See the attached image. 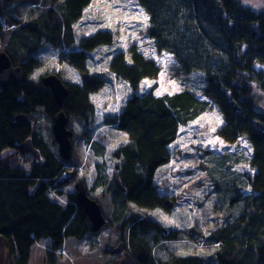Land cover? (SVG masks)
<instances>
[{
  "label": "trees",
  "instance_id": "16d2710c",
  "mask_svg": "<svg viewBox=\"0 0 264 264\" xmlns=\"http://www.w3.org/2000/svg\"><path fill=\"white\" fill-rule=\"evenodd\" d=\"M15 1L8 0V6ZM32 1L41 5L42 13L16 26L11 38H6L0 24V53H5L13 67L21 68L24 74L21 84L11 82L6 90L0 88V251L6 248L15 264H29L34 245L43 239H50L53 248L59 250L66 239L81 240L89 233L75 194L69 195L66 207L48 195L49 187L58 194L61 185L69 182L64 174L69 172L67 165L71 162L60 158L53 136L48 141L35 128L37 113L53 122L60 108L42 79L29 80L34 68L29 58L49 44L62 49L64 60L84 73L89 53L112 45L114 40L111 32L99 31L82 40L81 51L65 53L76 43L73 24L93 0ZM139 1L152 17L148 35L156 41L159 52L172 54L177 62L173 75L181 80L183 75L200 73L207 99L201 100L192 89L157 97L154 88L128 99L113 122L130 138L129 144L114 153L119 162L117 174L127 191L123 193L112 185L114 195L146 209L164 206L153 180L159 167L171 160L169 147L177 140L181 126L218 106L225 120L219 135L228 143L247 138L254 148L251 165L256 170L253 176H244L247 181H235L230 187L226 181L217 182L223 192L218 194L220 203L223 196L234 194L225 193L232 187L237 193L249 184L251 193L236 195L227 203L226 225L211 234L210 240L220 245L215 261L176 257L161 264H264V106L255 95V88L264 91L263 16H254L251 10L247 13L240 0ZM0 18L9 28L16 24L6 8L0 11ZM257 65L262 67L258 69ZM111 70L133 90H138L145 78L157 79L161 72L156 61L136 48L131 63L120 53L113 59ZM95 80L92 77L81 86L65 82L69 94L63 110L69 123H86L94 115L89 95L100 86ZM18 116L27 117L28 122H16ZM27 140L39 151L40 161L18 149ZM6 149L12 152L4 153ZM224 164H220L219 173L226 171ZM234 209H239L237 215ZM126 222H130L128 232L120 239L126 243V251L138 264H158L147 237L162 229L149 219L131 217Z\"/></svg>",
  "mask_w": 264,
  "mask_h": 264
},
{
  "label": "rangeland",
  "instance_id": "374dc122",
  "mask_svg": "<svg viewBox=\"0 0 264 264\" xmlns=\"http://www.w3.org/2000/svg\"><path fill=\"white\" fill-rule=\"evenodd\" d=\"M240 2L247 13L251 10L254 16L261 14L264 19V0ZM42 11L40 4L30 0H16L6 7V14L16 23L9 28L4 20L0 22L6 30V38L12 37L11 32L16 30V26L33 21ZM152 26V17L139 0H93L84 10L82 18L73 24L76 43L65 53L81 51L82 40L99 31L111 32L114 40L112 45L98 47L88 55L84 73L96 77L95 81L100 85L97 93L89 95L95 112L86 123L75 121L68 124L73 131V157L70 162L74 168L70 167L69 172L64 174L69 182L61 185L60 194L49 192L48 195L66 207L70 203L69 195L76 194L75 185L83 180L90 197L100 203L109 222L98 233H88L81 240L66 239L59 250L53 248L50 239L37 242L29 264H122L123 257L115 255L112 250L122 239V234H127L130 222L126 221L131 217L152 220L160 229L168 230V235L152 231L147 237L158 264L176 257L215 261L220 245L210 240L211 234L226 225L224 209H227V203L236 195L243 197L251 193L249 184L241 186V192L237 193L232 187V191L226 189L225 193L234 194H226L223 203H220L218 194L223 192L218 189L217 182L226 181L230 187L235 181H247L244 176H253L256 170L251 165L254 148L247 138L228 143L219 136L225 120L221 111L214 107L180 127L177 140L169 147L170 162L160 167L154 176V184L163 202L165 199L175 201V209L171 211L165 205L146 209L114 195L113 178L119 172V162L114 153L129 144L130 138L113 122L128 99L148 93L153 88L157 97L192 89L201 100L207 99L200 73L176 79L173 71L177 62L172 54L158 51L156 41L148 35ZM134 48L146 58L156 61L161 68L157 79L145 78L138 90H133L128 82L118 78L111 70L113 59L120 53H124L126 61L131 63ZM63 54L62 49L49 44L42 46L29 58L34 65L29 80L37 82L47 75L56 74L66 82L83 85L87 78L84 79L81 76L83 73L67 63ZM256 67L260 69L262 65ZM255 95L257 102L264 106V91L255 88ZM36 115L35 128L49 141L53 136V122L43 113ZM6 152L12 150L6 149ZM224 161L226 171L221 173L225 174V178L219 173L220 164ZM237 185L240 186L239 183ZM234 210L237 215L239 209ZM0 252V264H15L14 259H9L6 248Z\"/></svg>",
  "mask_w": 264,
  "mask_h": 264
},
{
  "label": "water",
  "instance_id": "95a60500",
  "mask_svg": "<svg viewBox=\"0 0 264 264\" xmlns=\"http://www.w3.org/2000/svg\"><path fill=\"white\" fill-rule=\"evenodd\" d=\"M8 5V0H1L0 11ZM87 76H83V78ZM84 78V79H85ZM24 80V74L21 68L13 67L9 57L5 53H0V88L6 90L11 82L14 84H21ZM90 81V80H89ZM44 87L50 89L54 99L61 109V111L53 117V134L55 136L56 142L60 146V155L66 161L71 159L72 144L71 136L72 132L67 129L68 118L63 112L62 108L64 101L68 96V89L65 83L57 75H49L43 79ZM236 109V105L233 104ZM16 122L26 123L28 118L25 116H18L15 118ZM18 149L22 154H32L38 160H40L39 152L33 147V143L30 140L25 141L23 144L19 145ZM115 187L126 193V188L123 186L121 178L118 174L114 177ZM77 190V200L83 212H85L86 220L88 224V229L91 233L99 232L106 224L107 219L102 213L100 204L88 196V192L83 181H80L76 185ZM166 206L169 209H173L175 204L173 201L168 200ZM163 233L167 235L168 231L165 229ZM114 254L120 255L125 254V260L123 264H138L131 253L125 251V243L120 242L117 247L113 250Z\"/></svg>",
  "mask_w": 264,
  "mask_h": 264
},
{
  "label": "bare ground",
  "instance_id": "6f19581e",
  "mask_svg": "<svg viewBox=\"0 0 264 264\" xmlns=\"http://www.w3.org/2000/svg\"><path fill=\"white\" fill-rule=\"evenodd\" d=\"M7 6H8V5H7ZM7 6H6V7H7ZM6 7H5V8H6ZM3 9H4V8H3ZM2 21H3V19L0 18V22H2ZM80 73H81V72H80ZM51 75H56V74H51ZM84 75L87 76V80H86V81H89V80L92 78L91 76H89V75L86 74V73H83L81 76L83 77ZM47 76H49V75H47ZM47 76H45V77H47ZM57 76H58V75H57ZM45 77L42 78V81H43V79H44ZM58 77H59V76H58ZM59 78H60V77H59ZM60 79H61V78H60ZM61 80H62V79H61ZM62 81H63L64 83L66 82V81H64V80H62ZM66 83H70V82H66ZM66 83H65V84H66ZM71 84H73V83H71ZM65 86H66V85H65ZM66 88H67V86H66ZM67 89H68V88H67ZM49 90H50V89H49ZM68 91H69V90H68ZM97 92H98V90H96V92L91 93V95L94 94V93H97ZM68 94H69V93H68ZM89 100H90V99H89ZM90 102H91V101H90ZM91 103H92V102H91ZM124 106H125V105H124ZM63 107H64V105H63ZM214 107L218 108V106H214ZM218 109H219V108H218ZM62 110H63V108H62ZM60 111H61V109H60ZM219 111H220V109H219ZM63 112H64V110H63ZM64 113H65V112H64ZM221 113H222V112H221ZM65 115H66V114H65ZM66 116H67V115H66ZM118 117H119V116H118ZM198 117H199V116H198ZM67 118H68V117H67ZM68 124H69V119H68ZM68 124H67V129L71 131V129H69V127H68ZM52 130H53V129H52ZM220 130H221V129H220ZM71 132H72V134H73V131H71ZM123 132H124V131H123ZM53 136H54V134H53ZM219 136H220V135H219ZM53 139H54V141L56 142L55 136L53 137ZM71 139H72V137H71ZM56 143H57V142H56ZM57 144H58V143H57ZM71 144H72V140H71ZM58 146H59V144H58ZM37 151H38V150H37ZM38 152H39V151H38ZM58 153H59V155H60V146H59V149H58ZM39 155H40V154H39ZM32 156H33V155H32ZM33 157L36 158L35 156H33ZM72 157H73V154L71 153V159L68 160V161H66V160H64V159L62 158V156L60 155V158H61L63 161H65V162H70V161L72 160ZM36 159H37V158H36ZM40 160H41V156H40ZM40 160L37 159V161H40ZM168 163H169V162H168ZM168 163H167V164H168ZM165 165H166V164H165ZM163 166H164V165H163ZM67 167H69V168L71 167V169L74 168L72 165H67ZM161 167H162V166H161ZM69 168H68V169H69ZM159 168H160V167H159ZM69 170H70V169H69ZM114 177H115V176H114ZM80 181H83V180H80ZM80 181H79V182H80ZM79 182H78V183H79ZM83 182H84V181H83ZM114 182H115V181H114ZM78 183H77V184H78ZM84 183H85V182H84ZM77 184H76V185H77ZM76 185H75V189H76ZM114 185H115V184H114ZM85 186H86V189H87V185H86V184H85ZM49 189H50V190H49L50 192H55V193L57 194V191L54 190V189H52V187H49ZM87 192H88V189H87ZM75 196H76V198H77V190H76V194H75ZM88 196H89V198H91L90 195H89V193H88ZM91 199H93V198H91ZM161 199H162V198H161ZM93 200H95V199H93ZM168 200L173 201V200H171V199H165V200H164V205H165V206H166L165 203H166ZM77 202H78V200H77ZM78 204H79V203H78ZM99 204H100V203H99ZM174 204H175V207H176V203H174ZM100 206H101V205H100ZM166 207H167V206H166ZM175 207H174L173 209H175ZM167 208H168V207H167ZM101 209H102V207H101ZM168 209H169V208H168ZM173 209H169V210L172 211ZM82 210H83V209H82ZM102 213H103V210H102ZM84 215H85V212H84ZM103 215H104V213H103ZM104 216H105V215H104ZM85 218H86V215H85ZM86 221H87V220H86ZM87 225H88V224H87ZM106 225H107V224H106ZM106 225H105V226H106ZM105 226H104V227H105ZM102 229H103V228H102ZM102 229H101V230H102ZM88 230H89V229H88ZM101 230H100V231H101ZM163 230H165V229L162 228V232H163ZM166 230H167V229H166ZM167 231H168V230H167ZM89 233H91V232L89 231ZM97 233H98V232H97ZM167 234H168V233H167ZM164 235H165V234H164Z\"/></svg>",
  "mask_w": 264,
  "mask_h": 264
},
{
  "label": "flooded vegetation",
  "instance_id": "af4514ba",
  "mask_svg": "<svg viewBox=\"0 0 264 264\" xmlns=\"http://www.w3.org/2000/svg\"><path fill=\"white\" fill-rule=\"evenodd\" d=\"M29 155H31V154H29ZM174 203H176L175 201H173ZM106 219H107V217H106ZM108 219H107V224H108ZM168 235V234H167ZM121 239V238H120ZM120 242H123V241H119V243ZM118 243V244H119ZM125 243V242H124ZM113 250H114V248H113ZM113 250H112V252H113ZM127 250V245H126V243H125V251ZM114 253V252H113ZM115 255H117V254H115ZM118 256H121V257H123V258H121V261H122V264H123V262H124V260H125V254L124 253H122V254H120V255H118ZM138 263V262H137Z\"/></svg>",
  "mask_w": 264,
  "mask_h": 264
},
{
  "label": "snow or ice",
  "instance_id": "6c2138e0",
  "mask_svg": "<svg viewBox=\"0 0 264 264\" xmlns=\"http://www.w3.org/2000/svg\"><path fill=\"white\" fill-rule=\"evenodd\" d=\"M144 19H145V21H146V20H147V17L145 16Z\"/></svg>",
  "mask_w": 264,
  "mask_h": 264
},
{
  "label": "clouds",
  "instance_id": "9594fccd",
  "mask_svg": "<svg viewBox=\"0 0 264 264\" xmlns=\"http://www.w3.org/2000/svg\"><path fill=\"white\" fill-rule=\"evenodd\" d=\"M25 155H27V154H25ZM31 156H32V154H31Z\"/></svg>",
  "mask_w": 264,
  "mask_h": 264
}]
</instances>
